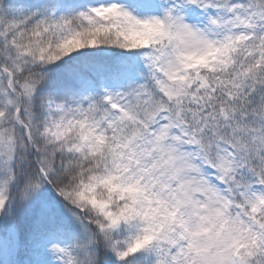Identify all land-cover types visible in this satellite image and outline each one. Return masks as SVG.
Masks as SVG:
<instances>
[{
  "label": "snow or ice",
  "instance_id": "1",
  "mask_svg": "<svg viewBox=\"0 0 264 264\" xmlns=\"http://www.w3.org/2000/svg\"><path fill=\"white\" fill-rule=\"evenodd\" d=\"M0 264H264V0H0Z\"/></svg>",
  "mask_w": 264,
  "mask_h": 264
}]
</instances>
